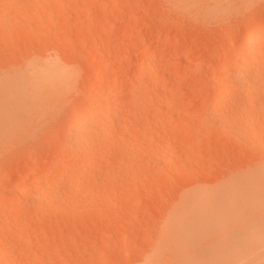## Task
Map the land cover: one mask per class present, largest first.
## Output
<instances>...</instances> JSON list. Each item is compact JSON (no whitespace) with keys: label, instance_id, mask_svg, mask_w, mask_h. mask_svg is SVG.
I'll use <instances>...</instances> for the list:
<instances>
[{"label":"rangeland","instance_id":"374dc122","mask_svg":"<svg viewBox=\"0 0 264 264\" xmlns=\"http://www.w3.org/2000/svg\"><path fill=\"white\" fill-rule=\"evenodd\" d=\"M262 20L264 0H0V264H264Z\"/></svg>","mask_w":264,"mask_h":264},{"label":"bare ground","instance_id":"6f19581e","mask_svg":"<svg viewBox=\"0 0 264 264\" xmlns=\"http://www.w3.org/2000/svg\"><path fill=\"white\" fill-rule=\"evenodd\" d=\"M262 38H264V20H262L260 23H259V25H257L256 27H255V29L254 30H252V31H250L247 35H246V37L244 38V41H243V48L246 50H248V49H251V47L253 46V44L255 43V40H257V39H262ZM255 53V52H254ZM253 52H252V54H254ZM255 55H256V53H255ZM255 55H250L251 57H249V59L247 60L248 62L249 61H251V60H257L255 57L257 56H255ZM257 57H259V56H257ZM260 58V57H259ZM258 58V59H259ZM243 60V58L241 57L240 58V60L239 61H242ZM245 59V58H244ZM246 60V59H245ZM236 61V60H235ZM258 61V60H257ZM257 61H255V62H257ZM248 62H246V63H248ZM252 62V61H251ZM236 63V62H235ZM239 62H237L236 64H238ZM247 64H245V61L243 60L242 62H241V64L239 63V69L237 68V72H238V76H242L244 73H245V71H246V69H247V66H246ZM148 66H149V64H148ZM227 68L228 67H226V66H224L222 69L223 70H227ZM140 94V91L138 92V90H137V93H136V95H139ZM104 108H105V106H104V104L103 105H101L100 107H99V110L102 112V110L104 111ZM90 110H89V107H86L84 110H83V112H82V114H81V117L80 118H78V120L76 119V121L75 122H73L74 124H73V126H75L76 128H74V129H80L79 127H81L82 126V123L83 124H85L86 122V120H87V118H88V116L90 117V112H89ZM89 119V118H88ZM88 122V121H87ZM107 124H110L111 122L110 121H108V122H106ZM80 125V126H79ZM79 126V127H78ZM77 129V130H78ZM75 132V131H74ZM75 135H77L76 133H75ZM74 135V136H75ZM74 143L75 144H77V143H79V138L78 137H75L74 138ZM39 187H40V185H39ZM21 189V188H20ZM23 193H20L19 194V198L20 199H22L23 198ZM259 236H261V235H259ZM256 239L258 238L257 236L255 237ZM260 238V237H259ZM264 239V237H262L261 236V238L260 239ZM255 239V240H256ZM260 239H258L257 241H254V242H256V243H258V244H254L255 246L256 245H259L260 244V242L263 240H260ZM253 241H250L249 240V243L247 242L245 245L247 246V244H250V245H252V247H253V243H252ZM263 242H264V240H263ZM224 246V245H223ZM221 247H222V245H221ZM245 247V246H244ZM249 248V250H251V246H248ZM247 250V247H245V251ZM248 251V250H247ZM226 256H227V254H226ZM226 256H224L225 258H227ZM220 257V256H219ZM222 257V256H221ZM221 259V258H220ZM229 257L226 259L227 261H229ZM217 260V259H216ZM223 263H225V264H227L226 262V260L223 258ZM218 263H220V261L218 262ZM217 263V264H218Z\"/></svg>","mask_w":264,"mask_h":264}]
</instances>
